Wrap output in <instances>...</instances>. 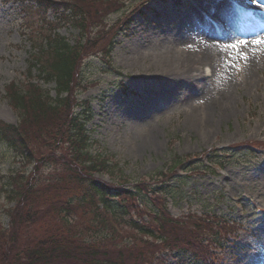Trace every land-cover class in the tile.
Returning <instances> with one entry per match:
<instances>
[{"label":"rangeland","instance_id":"374dc122","mask_svg":"<svg viewBox=\"0 0 264 264\" xmlns=\"http://www.w3.org/2000/svg\"><path fill=\"white\" fill-rule=\"evenodd\" d=\"M115 1L123 9L107 11L104 26H96L94 20H89L87 42L80 46L76 44L80 37L77 29L67 22L55 21L60 15L48 12L42 16L38 10L25 9L26 5H20L18 0H0V120L12 125L21 120L6 97L5 87L11 83L27 89L32 84L40 92L55 95L54 83L43 84L37 71L28 76L29 53L39 46L40 40L47 38L46 28L54 29L71 46L81 48L80 86L73 91L76 105L73 112L84 113L86 104L91 106L86 123L91 139L88 151L102 158L113 155L123 169H113L110 174L102 171L94 176L112 183L122 177L149 178L166 170L172 156L196 157L204 149L218 153L230 148L220 171L215 167L197 168L193 173L186 169L180 178L168 183L171 188L166 198L167 212L173 218L194 213L236 220L238 241L225 244L222 264H264V151L245 148L249 142L264 139V43L253 44L252 40L240 46L237 36L235 50L224 53L222 61L217 58L216 66L212 61L202 64L205 54L186 48L191 44L200 45L195 37L200 33L201 17L190 11L189 4L176 6L175 3L193 0H152V8L162 18H154L150 11L146 18L134 17L130 31L116 39L108 62L105 55L112 36L121 28L129 9L139 2ZM29 5L34 6L33 0ZM114 5L111 0L107 8ZM100 28L104 29L102 33L97 32ZM257 32L258 39L264 40V30ZM168 38H177V42ZM208 66L214 71V77L209 79L205 76ZM121 83L138 96L121 92ZM58 144L59 147L49 139L47 144L35 145L36 157L50 160L41 166L40 173L34 174L33 162L24 163L0 141V227L10 228L11 217L7 212L15 210L20 202L19 197H11L15 188L11 178L15 175V178H27L23 185L31 180L37 184L41 177L45 182L36 187L49 195L50 201L36 213L26 208L22 213L23 223L28 225L25 234L31 242L35 241L34 249L38 241H53L54 237L61 246L66 243L79 246L86 227L82 223L84 219L92 223L94 218L106 217L113 228H96L95 232L107 234V239L135 242L140 254L144 253L140 248L154 250V239L129 229L122 220L104 212L96 200L86 201L84 208L82 200L77 198L87 190L63 165V161L70 159L71 149L66 141ZM240 145L244 148L236 149ZM70 199L74 200L72 207L67 205ZM34 200L33 195L28 198L27 208L35 206ZM89 208L99 210L104 217ZM66 209L71 210V221L67 224L59 216ZM23 223L18 227L20 237L25 229L20 227ZM8 246L11 256L24 248L19 244L17 248ZM154 254L149 264H153ZM156 260L165 264H187L188 261L173 253L155 256ZM75 261L83 264L78 259Z\"/></svg>","mask_w":264,"mask_h":264},{"label":"trees","instance_id":"16d2710c","mask_svg":"<svg viewBox=\"0 0 264 264\" xmlns=\"http://www.w3.org/2000/svg\"><path fill=\"white\" fill-rule=\"evenodd\" d=\"M110 1L58 0L53 2L51 0H35L42 13L49 9L55 12L61 11L62 15H68L70 23L81 30L78 40L80 46L87 42L89 20H94L96 26L98 24L104 26L106 24L104 16L107 11L123 9L122 5H119L115 0H112L115 3L114 8L112 6L107 8ZM108 29L107 25L106 30ZM103 31L104 29L100 28L97 32L102 33ZM48 37L43 45L40 42V46L30 52L31 61L28 66V76L31 77V72L37 71L38 78L43 83H54L56 97H51L47 91L40 92L39 88L32 84L28 86L31 87L30 89L16 83L6 86V97L21 120L18 125L0 120V141L12 149L24 163L33 162L34 174L36 171L40 173L41 166L50 160L48 157L37 158L35 145L38 143L47 144L51 139L59 147L58 143L66 141V145L71 149L68 151L71 157L63 161V165L72 172L73 179L78 184L85 186L87 190L83 194H78L77 200L79 198L82 200L84 208H86V201L96 200L97 205L101 206L104 212H109L112 217H116L115 219L122 220L129 229L153 238L156 246L154 250L151 247L140 248L144 252L140 254L135 242H130V240L122 242L121 238L117 237V239H107V234H98L95 232L96 228L112 229L113 225L99 210L89 208L91 211H97V215L103 216L104 219L96 220L94 218L92 223L84 219L82 223L86 224V227L83 237L79 239L81 244L77 245L78 247L70 243L61 246L62 243H59L54 237L53 241L46 239L42 242L38 241V246L34 249L35 241L31 242L25 234L28 225L23 223V209L26 208L28 212L36 213L38 208L48 204L51 197L36 187L41 182H45L41 177V182H37V184L31 180L22 185V182L27 178H15V175L11 178V185L13 184L15 187L12 189L11 197H19L20 202L15 210L11 209L7 212L11 217L10 228L0 227V264H26V262L28 264H69L74 262L76 264L75 259L83 264H149V258L154 253L152 261L153 264H157L158 260L154 261L155 256L163 251H190L192 254L210 259L212 254L207 244L213 245V241L207 238L210 235H227L228 228L223 224L224 222L211 216V218H198L191 214L178 219L172 218L165 209L163 199L167 193L169 194L170 189L165 185L166 181L176 176L178 168L195 167L201 157L172 156L173 160L166 170L158 171L154 177L150 176L148 179L130 180L122 177L115 183H108L96 178L95 173L104 171L110 174L113 169L119 168L122 171L123 169L119 167V162L113 157L102 158L100 155H92L88 151L90 137L85 128L87 116L81 117L73 112V91L80 86L78 79L81 74V65L79 64L81 48L71 46L59 36L55 38L52 35L51 38L49 34ZM255 144L264 145V142L250 143L249 146ZM223 157V155L221 157L214 154L209 157V160L211 163H222ZM55 159L57 160L56 156ZM198 167H201V164ZM0 192L2 193L1 189ZM31 195L35 198L32 202L35 206L27 208L26 202ZM73 202L74 200L70 199L67 201V205L72 207ZM116 211L119 212L118 215L113 214ZM70 213L71 210L66 209L59 215L65 224L71 221ZM133 215H136L137 219H134ZM145 216L149 217L147 221L143 219ZM74 218H76V214H74ZM21 223L23 224L20 227L25 229L20 237L18 227ZM55 232H57L56 229ZM204 235H206L205 238ZM18 244L24 248L18 249L11 256L8 245L10 248H17ZM52 247L54 248L52 249ZM160 247L162 249L158 250ZM97 250L100 253L96 252ZM101 259L105 262L101 263Z\"/></svg>","mask_w":264,"mask_h":264},{"label":"bare ground","instance_id":"6f19581e","mask_svg":"<svg viewBox=\"0 0 264 264\" xmlns=\"http://www.w3.org/2000/svg\"><path fill=\"white\" fill-rule=\"evenodd\" d=\"M230 6V4L229 3H222L221 5H219V7H229ZM249 7V6H248ZM192 9V8H191ZM220 11V10H219ZM256 11H259V9L257 8L256 9ZM246 12V11H245ZM245 12H242V13H245ZM220 13L222 14V15H224L221 11H220ZM225 19H233L232 17H224ZM231 20H227V22L230 24V25H232V21ZM228 36H229V38H231L232 39V37H233V34L232 33H229L228 34ZM222 38H226V35H223V36H221ZM206 45H208V42H206L205 43ZM213 50L216 52V53H218V51H219V49H217L216 47H213ZM212 52V51H211ZM177 55H179L180 54V52H177L176 53ZM203 59H204V61H202L203 63L202 64H206L205 63V61H209V60H212V56H210V54L209 53H206L204 56H203ZM213 61V60H212ZM196 71H197V69H196ZM192 74V73H191ZM205 76H206V74H205ZM193 79V78H192ZM195 79V78H194Z\"/></svg>","mask_w":264,"mask_h":264},{"label":"snow or ice","instance_id":"6c2138e0","mask_svg":"<svg viewBox=\"0 0 264 264\" xmlns=\"http://www.w3.org/2000/svg\"><path fill=\"white\" fill-rule=\"evenodd\" d=\"M238 43H239V44H244V43H246V42L243 41V40H240ZM261 43H264V40L257 39V40H254V41H253V44H261ZM231 47L235 48V47H237V45H236V44H233V45H231Z\"/></svg>","mask_w":264,"mask_h":264}]
</instances>
